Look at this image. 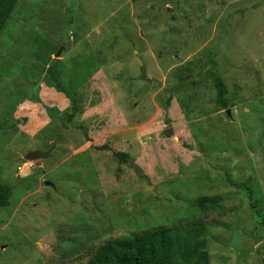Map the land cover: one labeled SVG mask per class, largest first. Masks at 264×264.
Segmentation results:
<instances>
[{
  "label": "rangeland",
  "instance_id": "obj_1",
  "mask_svg": "<svg viewBox=\"0 0 264 264\" xmlns=\"http://www.w3.org/2000/svg\"><path fill=\"white\" fill-rule=\"evenodd\" d=\"M0 181V264H86L192 220L210 264H264V0H20L0 35Z\"/></svg>",
  "mask_w": 264,
  "mask_h": 264
},
{
  "label": "trees",
  "instance_id": "obj_2",
  "mask_svg": "<svg viewBox=\"0 0 264 264\" xmlns=\"http://www.w3.org/2000/svg\"><path fill=\"white\" fill-rule=\"evenodd\" d=\"M19 1L0 0V35ZM48 72L52 78V85L55 86L57 91L70 97L65 82L61 80V71L57 66L49 67ZM206 77L214 84L217 92V102L227 105V88L224 79L216 71H211ZM72 80L74 81L75 78ZM78 87H80L79 84ZM173 90L171 92H175L179 88L176 87ZM77 93L81 96L79 91ZM170 102L171 98L168 99L167 105ZM93 148L99 151H112L108 145L94 146ZM112 152L120 162L129 163L138 174H142V171L129 154ZM248 190L251 195L253 190L251 188ZM3 195L4 186L0 181V201ZM222 207V198L203 197L197 201V209L201 213L215 212L222 209ZM206 233L207 225L197 220L186 221L173 226L158 227L137 233L129 239H114L103 243L90 254L86 264H210Z\"/></svg>",
  "mask_w": 264,
  "mask_h": 264
},
{
  "label": "water",
  "instance_id": "obj_3",
  "mask_svg": "<svg viewBox=\"0 0 264 264\" xmlns=\"http://www.w3.org/2000/svg\"><path fill=\"white\" fill-rule=\"evenodd\" d=\"M229 116H231V112L228 111L227 112ZM165 125H168V121L166 119L165 121ZM163 134L166 136V137H171L173 135V130L172 128H168L166 130L163 131ZM54 149V146L51 147L48 151L44 152V151H32L30 153H28L24 159L28 162H37V161H42V160H45L49 157V155L52 153Z\"/></svg>",
  "mask_w": 264,
  "mask_h": 264
},
{
  "label": "crops",
  "instance_id": "obj_4",
  "mask_svg": "<svg viewBox=\"0 0 264 264\" xmlns=\"http://www.w3.org/2000/svg\"><path fill=\"white\" fill-rule=\"evenodd\" d=\"M76 69L79 71V68L78 67H76ZM99 71H101V70H97V71H95L89 78H88V80H86V82H83L82 83V85L80 86L85 92H87L86 90H88V88H89V85H90V83L92 82V80L94 79V78H97V77H93L95 74H97V73H99ZM74 74V73H73ZM103 75H104V73H102ZM74 76H75V74H74ZM73 76H71V78H72ZM75 79H76V76H75ZM76 82H78L77 80H76ZM80 87H78V85L75 87L76 88V90H80L81 88ZM89 93V92H88ZM57 94V93H56ZM80 94L82 95L83 94V92H80ZM95 95V94H94ZM54 98H56V97H54ZM136 105V104H135ZM137 107H138V105H136ZM124 153V152H123Z\"/></svg>",
  "mask_w": 264,
  "mask_h": 264
},
{
  "label": "clouds",
  "instance_id": "obj_5",
  "mask_svg": "<svg viewBox=\"0 0 264 264\" xmlns=\"http://www.w3.org/2000/svg\"><path fill=\"white\" fill-rule=\"evenodd\" d=\"M168 121V120H167Z\"/></svg>",
  "mask_w": 264,
  "mask_h": 264
}]
</instances>
